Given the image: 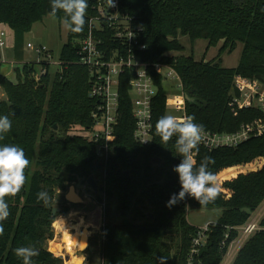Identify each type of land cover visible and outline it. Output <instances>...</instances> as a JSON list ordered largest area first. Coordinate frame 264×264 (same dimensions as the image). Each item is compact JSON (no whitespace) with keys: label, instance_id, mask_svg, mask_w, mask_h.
Listing matches in <instances>:
<instances>
[{"label":"trees","instance_id":"1","mask_svg":"<svg viewBox=\"0 0 264 264\" xmlns=\"http://www.w3.org/2000/svg\"><path fill=\"white\" fill-rule=\"evenodd\" d=\"M120 11L135 18L143 28L142 43L148 47L139 56L144 62L170 64L179 74L183 93L188 96L186 115L195 118L207 132L232 134L243 127L250 138L233 148L208 150L199 146V162L206 155L214 157L210 170L217 177L220 195L207 206L187 197L167 207L173 193H178V175L172 171L180 162L175 137L161 145L155 134L157 120L168 114L169 95L164 79L154 73L158 93L153 102V143L143 147L133 138L129 72L120 88V119L110 143L107 162L97 156L96 145L75 128L85 132L92 127L96 100L89 95L92 75L79 65L76 46L88 33L89 19L108 0H88L86 24L80 33L68 32L60 62L53 75L50 63L25 64L18 83L0 77V115H8L11 130L0 145L24 149L30 165L27 182L21 192L7 198L10 215L3 221L0 236V264H22L14 255L20 246L34 245L40 255L34 264H63L48 247L54 239L57 191L68 185H85L99 170L105 182L102 192L108 202L117 204L122 222H109L103 229V264H222L232 243L239 237V227L249 222L264 202V111L260 106L240 107L243 92L237 78L264 88V0H117ZM51 0H0V25L15 35V54L22 59L24 37L35 24L52 17ZM64 13L54 17L62 22ZM180 37L194 43L207 40L208 50L221 45L218 56L207 61L194 55L170 56L183 52ZM243 49L235 68L222 67V56ZM43 67L37 76L36 67ZM154 71V70H153ZM159 158L161 165H154ZM107 168V170H106ZM130 172V175H127ZM47 191L51 202L46 206L37 193ZM220 209L221 217L209 224L207 244L192 255L199 230L188 222V210ZM153 216V218H152ZM263 228L239 251L233 264H264Z\"/></svg>","mask_w":264,"mask_h":264},{"label":"built area","instance_id":"2","mask_svg":"<svg viewBox=\"0 0 264 264\" xmlns=\"http://www.w3.org/2000/svg\"><path fill=\"white\" fill-rule=\"evenodd\" d=\"M113 3L114 7H110L108 3L99 6L97 15L89 19L88 33L77 41L76 46L77 63L87 67L91 72L89 95L96 100L92 114L93 124L86 133L88 139L96 145L98 158L105 163L111 151L110 143L119 124L120 88L127 72L131 74L129 87L132 115L135 119L133 138L138 144L149 147L153 143V102L158 93L153 72L161 75L164 81L177 82L184 98V107L181 111L186 115V99L179 74L170 64L141 60L139 54L148 50V47L142 43L144 30L136 24L134 17L120 11L117 0H113ZM4 37L5 33L2 32L0 49L5 47ZM27 47L34 50L39 57L51 59V53L46 47H36L31 43ZM59 65L61 67L62 63L60 62ZM236 85L243 92V99L239 101L240 107L248 108L255 104L264 111V101H255L262 96L258 85L243 78H237ZM260 130L264 132V126ZM250 136L251 131L245 127L232 134L206 131V137L199 146L208 150L233 148L247 141ZM260 218L261 215L259 219L257 216L251 220L252 222L249 220L247 224L238 228L243 242L261 229L259 228ZM208 231L209 226L199 230L194 240L192 255L199 253L198 248L204 244Z\"/></svg>","mask_w":264,"mask_h":264},{"label":"rangeland","instance_id":"3","mask_svg":"<svg viewBox=\"0 0 264 264\" xmlns=\"http://www.w3.org/2000/svg\"><path fill=\"white\" fill-rule=\"evenodd\" d=\"M2 32L5 33L6 38H4L5 47L0 49L2 53V57L0 59V77H6L13 83H18L19 78L23 73L25 63L38 64L41 61H47L51 65L50 73L52 75L60 69V57L69 32L63 27L62 22H59L54 17H47L43 22L35 24L32 31L24 37L23 41L25 45L21 50L22 59H18V57H16L15 38L12 35V30L8 26H0V35ZM180 42L184 46V51L180 53H170V56L174 55L180 57L190 56L193 54L197 60L205 58L207 61H211L218 56L219 49L221 48V45H219L217 47H211L208 50L207 40H197L193 43L189 37H180ZM28 43H31L36 47H46L51 53V59L48 60L45 57H39L34 50L27 47ZM242 49V44H239L233 53H225L222 56V67L235 68L240 61ZM36 70L37 76H40L44 68L37 66ZM259 87L261 89L262 96L255 99L257 102L264 101V88L261 86ZM164 88L171 101L168 107V114L178 116L184 115L183 111H181L184 107V98L181 89L178 88L177 82L167 80L164 83ZM0 98H6L2 90H0ZM178 108H180V110H178ZM75 133H82L85 136L88 135L80 127L75 128L74 134ZM100 161L104 163L103 160ZM96 173L97 177L101 181L98 195H96L88 185L85 187V185L79 184H71L68 185L65 190L57 191L56 207L61 210L57 212L56 221L53 224L55 236L54 239L48 243V247L55 256L63 258V264H103V229L105 225L111 221L114 223H120L123 220L117 211L116 202H108L102 192V188L105 186V182L103 180L104 176L102 173H105V169L99 170ZM71 188L72 190L70 191ZM72 191H76L80 195V202L71 204L66 200V196L70 197V192ZM221 215L222 210L220 209H201L191 207L188 210L187 218L188 222L192 226L196 227L198 230H203L205 226H209V224L216 222ZM260 215L261 223L264 216V202L259 209L252 214L250 222H252L251 220H254L257 216L259 219ZM78 217L83 218L85 224H87L88 230L90 231L88 246L83 251L73 250L71 252L68 247L70 246L69 238L73 234L75 235L74 232H71V223H76L78 221ZM259 228H261L260 230L263 229L261 225ZM259 231H256L255 233ZM249 239L243 242L242 234L240 233L239 237L230 246L222 264H233L239 251ZM203 242L204 244L198 248V252L206 246V238H204ZM54 246L59 248V253L55 254V252L52 251V247ZM61 255H64L65 257H62Z\"/></svg>","mask_w":264,"mask_h":264},{"label":"clouds","instance_id":"4","mask_svg":"<svg viewBox=\"0 0 264 264\" xmlns=\"http://www.w3.org/2000/svg\"><path fill=\"white\" fill-rule=\"evenodd\" d=\"M110 7H114L113 0H108ZM88 0H51L50 15L64 13L63 27L72 32L80 33L86 24ZM12 128V121L8 115H0V139ZM155 134L160 138L161 145H167L175 137L177 155L181 158L178 165L172 169L178 175L180 190L173 193L166 202L171 207L187 197L195 199L200 206H207L220 195L217 177L210 170L215 164L214 157L204 156L199 162L196 156L199 145L206 137V129L196 123L191 115L166 114L161 116L155 124ZM147 142V141H143ZM30 165L25 151L17 145H0V236L4 235L3 221L10 215L7 198L17 196L27 182L26 170ZM37 200L44 205L51 202L47 191L37 193ZM14 255L22 260V264H34L33 258L40 255V249L34 245L20 246L14 249ZM160 264L166 258L160 257Z\"/></svg>","mask_w":264,"mask_h":264},{"label":"bare ground","instance_id":"5","mask_svg":"<svg viewBox=\"0 0 264 264\" xmlns=\"http://www.w3.org/2000/svg\"><path fill=\"white\" fill-rule=\"evenodd\" d=\"M70 198L73 199V202H80L81 197L76 191L70 192ZM71 229L74 231L75 235L73 234L69 238L70 246L69 250L72 252L73 250L83 251L88 246V238L90 235V231L88 230L87 224H85L83 218L78 217V221L76 223H71ZM99 233V232H98ZM52 251L55 254L59 253L60 250L58 247H52Z\"/></svg>","mask_w":264,"mask_h":264},{"label":"water","instance_id":"6","mask_svg":"<svg viewBox=\"0 0 264 264\" xmlns=\"http://www.w3.org/2000/svg\"><path fill=\"white\" fill-rule=\"evenodd\" d=\"M1 57H2V53H1V51H0V59H1ZM185 99H186V101H189L188 96H185ZM153 164H154V165H156V164L161 165V164H162V160L159 159V158H155V159L153 160ZM127 175H129L128 172H127ZM86 183H87V185L92 189V191H93L96 195H98V193H99V188H100V183H101L100 179H99V178H96L95 175H91V176L87 179ZM71 190H72V188L70 189V191H71ZM66 200H67L69 203H71V204H76L75 202H73V199L70 198L69 196H66ZM60 210H61L60 208L54 207V208H53V215L56 216V215H57V212H59ZM152 218H153V216H152Z\"/></svg>","mask_w":264,"mask_h":264},{"label":"crops","instance_id":"7","mask_svg":"<svg viewBox=\"0 0 264 264\" xmlns=\"http://www.w3.org/2000/svg\"><path fill=\"white\" fill-rule=\"evenodd\" d=\"M0 26H5V25H0ZM12 30V29H11ZM12 35L14 36V38H15V35H14V32H13V30H12ZM4 38H6V35H5V37ZM29 44V43H28ZM27 44V45H28ZM26 64V63H25Z\"/></svg>","mask_w":264,"mask_h":264},{"label":"flooded vegetation","instance_id":"8","mask_svg":"<svg viewBox=\"0 0 264 264\" xmlns=\"http://www.w3.org/2000/svg\"><path fill=\"white\" fill-rule=\"evenodd\" d=\"M71 232L73 233L74 231L73 230H71ZM62 257H65L64 255H61Z\"/></svg>","mask_w":264,"mask_h":264}]
</instances>
